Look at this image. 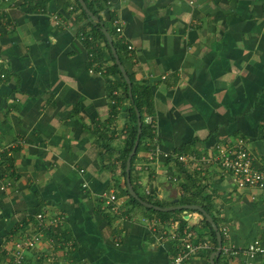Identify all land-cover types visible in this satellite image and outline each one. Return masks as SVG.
I'll return each mask as SVG.
<instances>
[{
    "label": "crops",
    "instance_id": "1",
    "mask_svg": "<svg viewBox=\"0 0 264 264\" xmlns=\"http://www.w3.org/2000/svg\"><path fill=\"white\" fill-rule=\"evenodd\" d=\"M92 1L128 73L153 92L132 184L160 206L208 198L223 237L217 264H264L243 252L264 245V188L197 161L242 138L264 170V0ZM78 15L75 0H0V262L36 238L25 264H172L184 247L176 232L190 228L209 246L182 264H211L201 212L163 217L130 201L124 152L137 107Z\"/></svg>",
    "mask_w": 264,
    "mask_h": 264
},
{
    "label": "built area",
    "instance_id": "2",
    "mask_svg": "<svg viewBox=\"0 0 264 264\" xmlns=\"http://www.w3.org/2000/svg\"><path fill=\"white\" fill-rule=\"evenodd\" d=\"M116 32L121 34L122 27L119 25V21H115ZM129 48H132L129 46ZM92 71V70H91ZM103 70H100L102 73ZM5 74L0 72V85L5 81ZM148 123H151L150 118L147 119ZM177 158L182 162H187L190 156L187 155H178ZM203 164L210 163H220L221 166L227 172L231 173L236 185L239 188H264V170L258 169L254 166V157L251 152L246 147V142L240 138L232 146L221 145L218 146L217 153L214 155H205L197 160ZM116 199V195H111L107 198L106 204L110 208H116L113 206V202ZM200 220L202 218L201 214L196 212L190 215ZM39 218L42 220L45 218L44 214L40 213ZM52 222V221H51ZM54 222V221H53ZM175 237L182 235L183 238V248L182 251L175 257L172 264H182L185 259L190 258L194 255L200 248H206L209 246V243L204 240L196 241L195 236L196 232L193 229L184 228L183 234L179 231L176 232ZM36 238H28L26 242L15 244V248L10 252L12 259L6 260L5 262H0V264H25L24 248L32 247L36 244ZM227 251V249H225ZM233 253L238 251L233 249ZM243 252L249 257H255L257 255L264 256V245L261 244L258 240H255L249 244Z\"/></svg>",
    "mask_w": 264,
    "mask_h": 264
},
{
    "label": "trees",
    "instance_id": "3",
    "mask_svg": "<svg viewBox=\"0 0 264 264\" xmlns=\"http://www.w3.org/2000/svg\"><path fill=\"white\" fill-rule=\"evenodd\" d=\"M77 2V7L78 9L80 10V15H78V20H86L87 24L90 26V30L92 31V34L95 35L96 38H99L101 39L102 41H104V43L106 44V47L108 48V54H109V58L113 61V71L114 73L117 74V76L119 77V81H118V85L120 86H124V90H123V95L125 98H128L129 97V88H128V84L127 82L125 81L117 63L115 62V58L113 56V53L111 51V48L109 46V43L107 41V38L105 36V34L103 33L102 31V28L103 27H106L108 29V31L111 33L113 39H114V44L119 51H121V46H120V43H119V40L115 37V32H114V29H111L106 21L101 17L100 15V11L95 7V4L92 0H85L89 9L99 18V21L97 20H92L88 14L86 13V11L83 9L82 5L80 4V2L78 0H75ZM86 27V26H85ZM84 27V29H86ZM83 29V30H84ZM92 34H88L87 36H92ZM85 43L88 47H92L93 44L91 43L90 39L87 38L85 40ZM96 53V57L98 58H102V53H101V56H97V52ZM94 53V54H95ZM120 55V58L122 60V62L124 63L123 61V56L121 54ZM130 78H131V81H132V84H133V95H132V98H133V101H134V105L139 109L140 113H141V117H142V135H141V139H140V144H139V147H138V150L140 149V146H141V143L144 139V136L146 135V132H147V129L148 131L151 132V128L149 125H147L146 121H145V118H146V115L147 113L148 114H152V108H153V92H152V88L151 86L148 84V83H140V82H137L135 81L132 77V75L130 73H128ZM140 86V87H139ZM131 98V97H130ZM131 98V99H132ZM133 114V118L135 120V125L132 127V133L131 135L129 136V139H128V144H127V147L125 149V152H124V158H125V161H124V169L126 167V160H127V157L129 156L132 148H133V145H134V142L136 140V137H137V130H138V126H137V116H136V112L135 110H133L132 112ZM137 150V152H138ZM137 155V153H136ZM136 155L134 156L133 160H132V166H131V173L133 172V162L136 158ZM126 174V172H125ZM132 179H133V176H132ZM133 187L134 189L137 191V193L145 200L151 202V203H154V204H157V205H163L160 201H152L150 199H146L144 196H142L136 185L133 184ZM125 191L127 193V195L129 196V199L130 201L137 205V206H142L144 207L137 199H135L134 197H132L130 194H129V191L127 188H125ZM208 198H205V199H201V200H198L197 198H193V197H181L180 199V203L181 204H199L201 205L202 207H204L208 212H210L212 214V216L214 217L215 221L217 222V224L219 225L220 224V221H219V217L215 216V214L213 213V206L210 202V200H207ZM146 208V207H145ZM149 211H152L160 216H163V217H168L170 216L171 214L175 213V212H180L182 210H175V211H171V212H161V211H157L155 209H150V208H147ZM203 223L210 229L212 235H213V242H214V247L208 251L206 253V258L207 260L210 258V255L211 253L216 250L217 248V239H216V233L215 231L213 230L211 224L204 218L203 219ZM219 259H217L218 261Z\"/></svg>",
    "mask_w": 264,
    "mask_h": 264
},
{
    "label": "water",
    "instance_id": "4",
    "mask_svg": "<svg viewBox=\"0 0 264 264\" xmlns=\"http://www.w3.org/2000/svg\"><path fill=\"white\" fill-rule=\"evenodd\" d=\"M79 2L82 5L83 9L88 14V16L92 20L99 21V18L89 9L85 0H79ZM102 31L107 38V41L109 43V46H110L111 51L113 53V56L115 58V62L117 63L125 81L128 84L130 96H132L133 95V92H132L133 84H132L131 78L128 74V71L126 70V68H125V66H124V64L120 58L118 50L114 44V39L106 27H103ZM136 113H137V121H138V132H137V137H136V140L134 142L133 148H132V150H131L128 158H127V164H126V182H127V187H128L130 195L132 197H134L135 199H137L142 205H144L148 208L158 210V211L169 212V211H175L177 209H184V210L190 209V210H197V211L201 212L202 215L204 216V218L211 224V226L213 227V229L216 233L218 248L215 252H213L211 254V264H217V259L219 258L220 254H221L222 247H223V237H222V233L219 229L218 224L216 223L214 217L211 215L210 212H208L204 207H202L199 204H175V205H171V206L156 205L154 203H151L149 201L144 200L137 193V191L134 189L133 184H132V179H131V166H132V160L137 153V149H138V146L140 143V138H141V134H142V124H143L142 118H141V113H140L138 108H136ZM177 201L178 200H175V202H177Z\"/></svg>",
    "mask_w": 264,
    "mask_h": 264
}]
</instances>
